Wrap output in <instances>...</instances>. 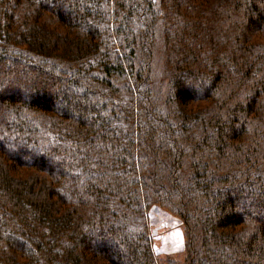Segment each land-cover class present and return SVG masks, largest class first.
Masks as SVG:
<instances>
[{
    "label": "trees",
    "instance_id": "obj_1",
    "mask_svg": "<svg viewBox=\"0 0 264 264\" xmlns=\"http://www.w3.org/2000/svg\"><path fill=\"white\" fill-rule=\"evenodd\" d=\"M8 75L0 264H264V0H0Z\"/></svg>",
    "mask_w": 264,
    "mask_h": 264
},
{
    "label": "rangeland",
    "instance_id": "obj_2",
    "mask_svg": "<svg viewBox=\"0 0 264 264\" xmlns=\"http://www.w3.org/2000/svg\"><path fill=\"white\" fill-rule=\"evenodd\" d=\"M241 15L238 14V17ZM223 55V54H222ZM10 57H14L15 55H12V53H9ZM7 62V60H6ZM23 62V61H22ZM189 64L182 63V67H187ZM190 66V65H189ZM18 76V74L15 75V77ZM3 79H0V84L5 83L6 81L10 80V82H15L13 84L9 83V90L25 93L28 91V89H32L37 87L39 84H34L31 81L24 82V79H15L13 76H7L2 77ZM12 80V81H11ZM4 87L0 85V94ZM3 93V92H2ZM23 96V95H22ZM16 135V134H15ZM10 136L8 133H0V140L1 142L6 140L5 137ZM16 140V139H15ZM6 144V143H5ZM22 146H24V151L27 153L28 156L33 155V149L28 146L29 144L24 145V143H21ZM33 152V153H32ZM48 161V160H46ZM49 162V161H48ZM149 221H151L152 226L151 230L153 232L154 242L156 244V248L159 252L163 253L160 256L165 259V257L172 259L174 262H181L183 260V253L180 252L183 247V231L181 227L180 221L165 213L163 210L155 208L153 206L150 208V214H149Z\"/></svg>",
    "mask_w": 264,
    "mask_h": 264
}]
</instances>
